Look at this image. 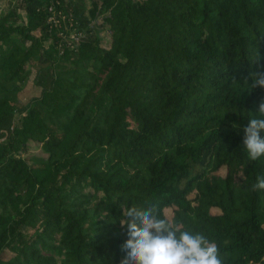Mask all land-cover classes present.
Segmentation results:
<instances>
[{"label":"trees","instance_id":"16d2710c","mask_svg":"<svg viewBox=\"0 0 264 264\" xmlns=\"http://www.w3.org/2000/svg\"><path fill=\"white\" fill-rule=\"evenodd\" d=\"M6 4L0 264H122L133 206L203 233L222 264H264V156L242 145L264 0Z\"/></svg>","mask_w":264,"mask_h":264},{"label":"clouds","instance_id":"9594fccd","mask_svg":"<svg viewBox=\"0 0 264 264\" xmlns=\"http://www.w3.org/2000/svg\"><path fill=\"white\" fill-rule=\"evenodd\" d=\"M255 88L264 89V72L251 77L248 90ZM256 113L243 128L242 145L252 161L264 156V98ZM252 190H264V175L256 177ZM121 226L127 236L121 245L126 254L122 264H222L215 242L203 233L179 231L154 207L128 208Z\"/></svg>","mask_w":264,"mask_h":264},{"label":"rangeland","instance_id":"374dc122","mask_svg":"<svg viewBox=\"0 0 264 264\" xmlns=\"http://www.w3.org/2000/svg\"><path fill=\"white\" fill-rule=\"evenodd\" d=\"M4 2H6V0H0V5H2ZM37 92H38V87L32 86L31 84H26V85L22 88V90H21L19 96H20V98L24 101V100H26L28 97H30L31 95H33V94H35V93H37ZM35 148H36V147L31 146L30 152H36V151H35V150H36Z\"/></svg>","mask_w":264,"mask_h":264},{"label":"crops","instance_id":"0c3cea01","mask_svg":"<svg viewBox=\"0 0 264 264\" xmlns=\"http://www.w3.org/2000/svg\"><path fill=\"white\" fill-rule=\"evenodd\" d=\"M6 2H4L2 5H0V8H2V7H6Z\"/></svg>","mask_w":264,"mask_h":264}]
</instances>
